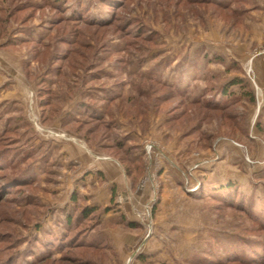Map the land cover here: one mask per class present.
<instances>
[{"label":"rangeland","instance_id":"obj_1","mask_svg":"<svg viewBox=\"0 0 264 264\" xmlns=\"http://www.w3.org/2000/svg\"><path fill=\"white\" fill-rule=\"evenodd\" d=\"M0 21V50L23 57H0L12 76L3 93L15 95L0 112L27 120L13 129L19 148H38L36 182L16 177L21 164L0 170V264L257 258L264 230L249 210L264 220V0H0ZM30 30L44 44H10ZM103 161L122 168L124 188L96 171ZM87 206L96 213L68 226Z\"/></svg>","mask_w":264,"mask_h":264},{"label":"trees","instance_id":"obj_2","mask_svg":"<svg viewBox=\"0 0 264 264\" xmlns=\"http://www.w3.org/2000/svg\"><path fill=\"white\" fill-rule=\"evenodd\" d=\"M213 1L214 2H219L220 0H213ZM61 5L62 4L60 3V4H58V6H55V7L58 10L59 9L61 10L62 9ZM86 6H82L81 8H79V10H77V12L81 13L82 11L86 10L87 9ZM81 19L85 20L87 23L92 24V25H96V26L105 25V22L96 21V20H94L92 18H86L85 17V18H81ZM0 22H2V21H0ZM29 32L31 34V37L29 38L28 42L25 41V40H27L25 38H23V39L22 38H18V39L16 38L15 40H12V39L9 40L10 44L13 43L11 45H15L18 42H22V43L25 42V43H34V44L40 45V44H44V41H46V38H45L46 34H42V33L41 34L40 33L37 34L33 30H30ZM72 40H73V43H74L75 40L74 39H72ZM66 55L67 54H64V58H66ZM79 55L83 58L82 61L86 62L87 55L85 53L84 54L81 53ZM61 57H63V55ZM83 62H81V63H83ZM76 63H78V61ZM27 72H28V70H27ZM61 74H62V72H59V70H58V74L57 75L60 76ZM238 82H241V81L235 80V82H233V84H236ZM227 89L228 88L226 87L223 90L225 94L224 95L221 94L222 98L227 97V95H228ZM42 90L45 91L44 88L40 87V94H39L40 105L41 106H46L47 105V103H46L47 101L43 98L44 96L41 93ZM218 95L215 96L216 99H217ZM201 99L202 98H200L199 100H201ZM203 102L205 103L204 105L206 107H210V108H214V109H219L220 107H223V106L225 107V105H226L225 103H216L214 101L212 102L211 100H206V101L203 100ZM8 105H12V103L8 104ZM7 109L10 110V107L8 106L6 108V111H7ZM6 111L2 110L0 112V125H2V124L4 125L2 127V129L0 130V170L4 169L5 171H10L13 168L12 166H17L19 164L24 165L25 168H23V170H20V172L17 174L16 177L19 178V179H23V180H25L27 182H33L34 183V181L35 182L37 181V177H38L37 172L38 171H37L36 167L33 165L34 160H33L32 157L36 156L38 148L34 147L33 143L31 145H29L27 148H19V146H17V143H19L20 138L18 136H16V134L15 135L13 134L15 132L13 129L15 127H17V124H19V123H23L22 125H24V126L26 125L25 127H28L27 123H26L27 120H24V118L22 116H19V115H10L3 122V114ZM3 142H5L6 144L4 143L2 145ZM21 149H24V150L20 153L19 150H21ZM43 160H46L45 156H43ZM9 180L11 181V178L7 177L4 181H9ZM7 183L8 182H5L4 185H6ZM229 193H232V191H228V194L225 195V197H226V198H224L225 200H229L228 198H231L232 196H234V195H232V196H228L227 197V195H229ZM27 199H28V197H27ZM234 199L238 200V196L237 197L234 196ZM240 199L239 200L242 201V202L245 201L242 198V196H241ZM245 202H243L242 205H245L246 204ZM245 207L248 209L247 205H245ZM96 211H97L96 207H88L87 206L80 212L81 213L80 214L81 217H78L77 221H75V220L73 221L72 216H69L68 219H67V224H68V226H71V227L74 226V225H78L80 223V220H83L84 218L85 219L91 218L94 215V213H96ZM249 212H250V216L253 219H255L257 221V223L259 224V226H261V228H263V230H264V220L257 219V217L254 216L255 214L252 211L249 210ZM129 225H130V227H135L136 223L130 222ZM73 231L74 230H71V232H73ZM68 242H70V240H68ZM80 243H83V245H95V244H97V243H94V242H87L86 243V242H82V241ZM63 244L65 245L66 243L64 242ZM67 246H69V244H66V247ZM256 255H257V258H256V256H254V255L252 256L251 255L250 257L245 258V260L243 258H240V259H243L244 262L247 261V263H249V264H255V263L262 264V263H264V250L262 252L260 250H257ZM43 258L44 257H42V256H38L37 260H41ZM250 261H253V262H250Z\"/></svg>","mask_w":264,"mask_h":264},{"label":"crops","instance_id":"obj_3","mask_svg":"<svg viewBox=\"0 0 264 264\" xmlns=\"http://www.w3.org/2000/svg\"><path fill=\"white\" fill-rule=\"evenodd\" d=\"M1 56L7 57L12 62H15V64L17 63L18 59L20 60V63H22V60H23L22 55L17 56L16 52H13L10 50H5V49L0 50V57ZM20 65L22 66V64H20ZM11 78H12L11 73L7 72L3 68V64L0 61V101H2V99L8 100L9 98L13 99L12 97H15V95L5 96L3 93V92H6L5 90H7L10 87V85L12 84ZM25 80L30 82V80H28L27 78ZM95 169L98 173H102L105 177H107L108 183H109V180H111L110 181L111 183H109V184L112 187L116 186L115 187V188H117L116 190L125 187V179H124V174L122 172L123 170L116 163L110 162V161H105V162L103 161V162L97 163ZM103 191L106 193L109 190L103 189ZM108 197H112V196L108 195ZM107 199H109V198H107ZM122 211H123V209H122ZM108 212H110V213H108ZM108 212L105 215V220L107 219V221H110L111 223H113V222L116 223V221H117L116 219H118L116 216H120L121 213H117V212L114 213V211H112V210L108 211ZM107 230L108 231H106V232H107L108 237L111 240V242L114 243V245L116 246V248L118 250H121L123 248V246H121L119 248L118 247L119 242L117 241V238H118L117 234L120 235V232H117L116 229L114 230V228L113 229L108 228Z\"/></svg>","mask_w":264,"mask_h":264}]
</instances>
